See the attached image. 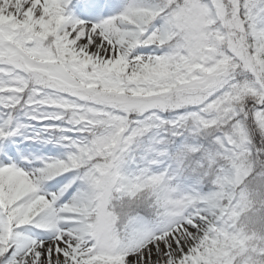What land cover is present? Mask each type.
<instances>
[{
	"label": "snow or ice",
	"instance_id": "obj_1",
	"mask_svg": "<svg viewBox=\"0 0 264 264\" xmlns=\"http://www.w3.org/2000/svg\"><path fill=\"white\" fill-rule=\"evenodd\" d=\"M0 264H264V0H0Z\"/></svg>",
	"mask_w": 264,
	"mask_h": 264
}]
</instances>
